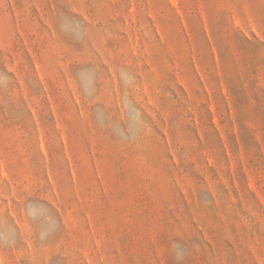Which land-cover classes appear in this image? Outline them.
Listing matches in <instances>:
<instances>
[{"label":"rangeland","instance_id":"rangeland-1","mask_svg":"<svg viewBox=\"0 0 264 264\" xmlns=\"http://www.w3.org/2000/svg\"><path fill=\"white\" fill-rule=\"evenodd\" d=\"M0 264H264V0H0Z\"/></svg>","mask_w":264,"mask_h":264}]
</instances>
